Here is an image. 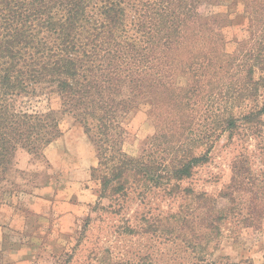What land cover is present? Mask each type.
<instances>
[{
  "label": "trees",
  "instance_id": "1",
  "mask_svg": "<svg viewBox=\"0 0 264 264\" xmlns=\"http://www.w3.org/2000/svg\"><path fill=\"white\" fill-rule=\"evenodd\" d=\"M205 4L219 0H0V174L17 148L42 156L61 135L60 116L70 115L96 149L91 174L98 173L101 194L125 196L134 188L143 199L154 186L191 198L184 213L169 216L195 222L183 225L191 232L184 234L185 248L195 256L163 264H256L206 252L212 243L217 250L228 215L253 230L264 221V175L252 170L247 152L232 160L229 183L217 196L180 184L207 161L222 133L232 138L243 128L252 135L264 122V101L238 116L219 105L258 96L264 46L241 52L235 68L248 86L224 98L213 85L238 54L193 51L204 35H219L214 15L202 12ZM254 4L251 13H263L264 0ZM143 106L155 119V133L133 157L122 148V120Z\"/></svg>",
  "mask_w": 264,
  "mask_h": 264
},
{
  "label": "rangeland",
  "instance_id": "2",
  "mask_svg": "<svg viewBox=\"0 0 264 264\" xmlns=\"http://www.w3.org/2000/svg\"><path fill=\"white\" fill-rule=\"evenodd\" d=\"M255 2L258 0H219L217 5L202 6L204 15H214L217 20L214 24L219 35L203 34L205 43L200 40L193 51L199 53L208 47L214 56L238 54L213 85L224 98L235 96L239 85L248 86L244 73L235 68L241 52L264 46V33L260 32L264 10L251 13ZM258 75L259 71L253 74L254 78ZM178 83L184 84L183 79ZM257 94L219 105L238 116L264 101V88ZM122 123L126 130L122 148L137 157L155 133V119L143 106L128 112ZM59 128L61 135L43 149L42 156L17 148L12 164L0 174V264H163L172 258L192 260L195 255L184 244L191 232L183 225L195 222L183 223L169 216L184 213L182 206L190 197H172L163 187L154 186L143 199L134 188L125 196L111 191L101 194L98 173L91 174L97 166L96 149L82 125L64 114ZM244 130L238 129L232 138L222 133L210 148L207 161L198 164L181 186L217 196L229 183L232 160L245 151L252 170L262 177L264 122L252 135L246 136ZM232 215L220 223L218 248L212 250L213 243L209 245V257L264 264V221L260 229L253 230L243 227L242 217Z\"/></svg>",
  "mask_w": 264,
  "mask_h": 264
}]
</instances>
